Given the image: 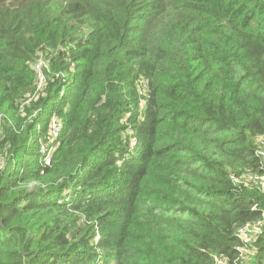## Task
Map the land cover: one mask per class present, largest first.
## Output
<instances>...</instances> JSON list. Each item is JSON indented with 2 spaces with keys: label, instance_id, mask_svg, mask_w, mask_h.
Segmentation results:
<instances>
[{
  "label": "trees",
  "instance_id": "trees-1",
  "mask_svg": "<svg viewBox=\"0 0 264 264\" xmlns=\"http://www.w3.org/2000/svg\"><path fill=\"white\" fill-rule=\"evenodd\" d=\"M260 136L264 0H0V264H264Z\"/></svg>",
  "mask_w": 264,
  "mask_h": 264
},
{
  "label": "built area",
  "instance_id": "built-area-1",
  "mask_svg": "<svg viewBox=\"0 0 264 264\" xmlns=\"http://www.w3.org/2000/svg\"><path fill=\"white\" fill-rule=\"evenodd\" d=\"M41 68H47V63L42 60H38L34 65V70L36 71V79L38 81V85L42 79V72ZM50 129L49 132L52 139H55L61 130L60 122L55 118L52 117L50 121ZM257 147L255 148V155L256 157L260 158V164L262 163V173L259 172H250L246 170L241 177L236 178L231 176L230 178L239 185H252L259 189L261 192L264 193V136L256 137ZM45 149L43 146L39 149V154L42 155V165L49 166L51 163V156L53 149ZM261 168V167H260ZM260 232V223L256 222L253 224H248L240 227L237 231L239 239L241 241V246L237 249L238 256L234 260V264H242L244 261L250 263L252 256L254 255V251L251 247L252 243L254 242L257 235ZM216 264H227L226 260L221 258H215Z\"/></svg>",
  "mask_w": 264,
  "mask_h": 264
},
{
  "label": "rangeland",
  "instance_id": "rangeland-1",
  "mask_svg": "<svg viewBox=\"0 0 264 264\" xmlns=\"http://www.w3.org/2000/svg\"><path fill=\"white\" fill-rule=\"evenodd\" d=\"M260 232H261V229H260ZM260 232H259V234H260ZM242 264H250V263L244 261Z\"/></svg>",
  "mask_w": 264,
  "mask_h": 264
}]
</instances>
